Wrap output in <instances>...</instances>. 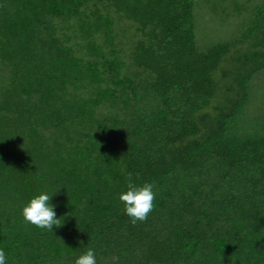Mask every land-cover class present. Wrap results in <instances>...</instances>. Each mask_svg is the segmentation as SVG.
<instances>
[{"label":"trees","instance_id":"16d2710c","mask_svg":"<svg viewBox=\"0 0 264 264\" xmlns=\"http://www.w3.org/2000/svg\"><path fill=\"white\" fill-rule=\"evenodd\" d=\"M195 1L0 0L6 264H75L89 248L97 264H264V114H247L264 0L237 39L205 48ZM120 22L141 36L128 53ZM129 173L156 192L136 225L119 199ZM55 191L62 226L26 223L23 207Z\"/></svg>","mask_w":264,"mask_h":264},{"label":"rangeland","instance_id":"374dc122","mask_svg":"<svg viewBox=\"0 0 264 264\" xmlns=\"http://www.w3.org/2000/svg\"><path fill=\"white\" fill-rule=\"evenodd\" d=\"M262 1L263 0H196L194 2L195 42L201 48H205L216 42L237 39L241 33V27L253 17L252 9ZM236 7H240L239 12L236 10ZM118 25L123 26L126 32L120 33L117 40L120 41V46L128 53L134 48L141 36L139 33H135L132 24L127 25L120 22ZM126 26L128 27L126 28ZM249 47L250 44L248 41L242 45L234 46L231 53L226 55L228 59L221 63L223 69L228 71L232 69V67H234L233 57ZM222 76L221 72L217 70L215 77L219 79L222 84L220 93H225L228 91L230 79L229 76ZM249 87L252 95H254L249 103V107H247V114L250 115L249 117H253V115L257 113L264 114V69L259 71L257 75L251 79ZM217 104V100L212 101L213 106ZM226 105H228V103ZM212 108L213 107L210 106V108L206 110L211 115L215 112ZM219 113L220 112H216V115Z\"/></svg>","mask_w":264,"mask_h":264},{"label":"clouds","instance_id":"9594fccd","mask_svg":"<svg viewBox=\"0 0 264 264\" xmlns=\"http://www.w3.org/2000/svg\"><path fill=\"white\" fill-rule=\"evenodd\" d=\"M154 188L153 183L134 184L131 180V173L128 174L127 190L119 195V199L124 204V212L130 218L132 225L145 222L154 210L156 198ZM57 191L51 194L41 192L34 196L22 209L24 221L52 233L54 226L61 227L63 219L57 218L55 212L57 205L50 202ZM6 261L7 255L3 249H0V264H6ZM75 264H97L95 251L89 248L75 259Z\"/></svg>","mask_w":264,"mask_h":264}]
</instances>
